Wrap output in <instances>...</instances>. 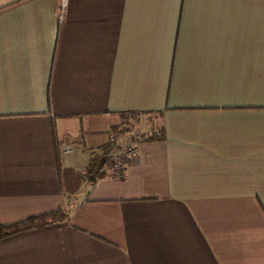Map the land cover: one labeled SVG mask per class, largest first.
<instances>
[{
	"label": "crops",
	"instance_id": "1",
	"mask_svg": "<svg viewBox=\"0 0 264 264\" xmlns=\"http://www.w3.org/2000/svg\"><path fill=\"white\" fill-rule=\"evenodd\" d=\"M58 210L0 264H264V0H0V224Z\"/></svg>",
	"mask_w": 264,
	"mask_h": 264
},
{
	"label": "trees",
	"instance_id": "2",
	"mask_svg": "<svg viewBox=\"0 0 264 264\" xmlns=\"http://www.w3.org/2000/svg\"><path fill=\"white\" fill-rule=\"evenodd\" d=\"M113 148L114 144L109 142V144L99 149L100 154L94 157L93 163H91V166L87 172V180L89 183H94L101 175L104 167L110 163L112 156L111 152ZM63 217H65L64 212L58 210L36 217H30L12 224H0V240L11 237L23 231L45 227L55 221L62 219Z\"/></svg>",
	"mask_w": 264,
	"mask_h": 264
},
{
	"label": "built area",
	"instance_id": "3",
	"mask_svg": "<svg viewBox=\"0 0 264 264\" xmlns=\"http://www.w3.org/2000/svg\"><path fill=\"white\" fill-rule=\"evenodd\" d=\"M67 2L68 0H60L61 8H65V6L67 5ZM128 116L130 118V122H129L130 124L127 129L128 137L130 139L137 140L140 138V134L138 132V126H139V122H141L142 120L141 115L131 113ZM122 138L123 137L121 133L111 134L109 138V142L113 144L115 143L117 144L122 140ZM64 151L65 153H71L73 152V148H71L70 146H66L64 148ZM136 154H137V147L133 141L126 143L122 152L112 154L110 161H111V169L114 175L115 176L119 175L122 169V166H123L124 158L133 157Z\"/></svg>",
	"mask_w": 264,
	"mask_h": 264
},
{
	"label": "rangeland",
	"instance_id": "4",
	"mask_svg": "<svg viewBox=\"0 0 264 264\" xmlns=\"http://www.w3.org/2000/svg\"><path fill=\"white\" fill-rule=\"evenodd\" d=\"M139 131V130H138Z\"/></svg>",
	"mask_w": 264,
	"mask_h": 264
}]
</instances>
